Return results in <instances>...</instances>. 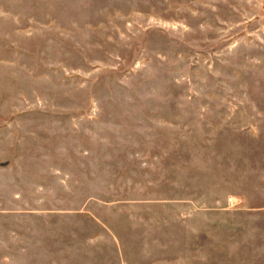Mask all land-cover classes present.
I'll list each match as a JSON object with an SVG mask.
<instances>
[{
	"label": "rangeland",
	"instance_id": "1",
	"mask_svg": "<svg viewBox=\"0 0 264 264\" xmlns=\"http://www.w3.org/2000/svg\"><path fill=\"white\" fill-rule=\"evenodd\" d=\"M0 264H264V0H0Z\"/></svg>",
	"mask_w": 264,
	"mask_h": 264
},
{
	"label": "built area",
	"instance_id": "2",
	"mask_svg": "<svg viewBox=\"0 0 264 264\" xmlns=\"http://www.w3.org/2000/svg\"><path fill=\"white\" fill-rule=\"evenodd\" d=\"M233 200H235V199L233 198ZM231 201H232V198L229 199V205L234 206L235 204H231Z\"/></svg>",
	"mask_w": 264,
	"mask_h": 264
},
{
	"label": "bare ground",
	"instance_id": "3",
	"mask_svg": "<svg viewBox=\"0 0 264 264\" xmlns=\"http://www.w3.org/2000/svg\"><path fill=\"white\" fill-rule=\"evenodd\" d=\"M234 203H235V200H233V198H232L231 204H234Z\"/></svg>",
	"mask_w": 264,
	"mask_h": 264
}]
</instances>
